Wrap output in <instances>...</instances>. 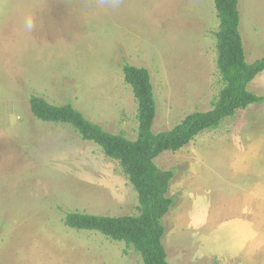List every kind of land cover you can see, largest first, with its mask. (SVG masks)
Returning <instances> with one entry per match:
<instances>
[{
	"label": "rangeland",
	"instance_id": "rangeland-1",
	"mask_svg": "<svg viewBox=\"0 0 264 264\" xmlns=\"http://www.w3.org/2000/svg\"><path fill=\"white\" fill-rule=\"evenodd\" d=\"M239 8L252 62L264 55V0H239ZM219 23L214 0H0V264H144L126 242L64 223L70 210L136 215L138 195L117 160L70 124L38 119L30 98L71 101L134 139L138 103L124 66H145L158 104L153 130L170 129L188 113L210 109L223 86ZM250 88L264 95V71ZM239 160L254 174L233 180ZM155 162L176 172L169 191L175 202L164 219L170 264H250L236 255L244 245L236 229L251 219L207 231L200 219L191 228L185 222L189 209L197 205L201 215L216 192L219 199L251 183L257 259L264 245V103L239 109ZM210 183L214 190L206 193ZM244 216L251 218L250 210Z\"/></svg>",
	"mask_w": 264,
	"mask_h": 264
},
{
	"label": "trees",
	"instance_id": "trees-1",
	"mask_svg": "<svg viewBox=\"0 0 264 264\" xmlns=\"http://www.w3.org/2000/svg\"><path fill=\"white\" fill-rule=\"evenodd\" d=\"M214 2L220 20L216 47L223 86L210 109L192 111L172 128L155 132L158 104L150 70L129 63L124 66V79L132 87L138 103L139 126L134 139L107 130L86 117L71 101L58 105L38 95L30 98L31 110L38 119L70 124L84 140L98 144L108 157L117 160L138 195L136 215L70 210L64 214V223L77 230L96 231L126 242L140 253L144 264H170L164 218L175 202L169 191L176 172L160 168L156 158L165 151L181 150L198 134L219 127L239 109L264 103V95L250 88V83L264 71V55L252 62L247 59L239 0Z\"/></svg>",
	"mask_w": 264,
	"mask_h": 264
},
{
	"label": "crops",
	"instance_id": "crops-1",
	"mask_svg": "<svg viewBox=\"0 0 264 264\" xmlns=\"http://www.w3.org/2000/svg\"><path fill=\"white\" fill-rule=\"evenodd\" d=\"M241 160L235 161L236 166H231V179L238 180L241 176H244L246 174L253 173L254 174V168H250L247 165L241 164ZM229 163H232V160H229ZM205 176V175H204ZM229 176V175H228ZM241 180V179H240ZM239 180V181H240ZM234 185L233 183H231ZM209 189L206 190V193H209L210 191H213L212 184L210 183ZM224 187H221V185L218 186L216 190L220 191L223 190ZM253 190H254V184L251 183L246 189L243 191H238L236 189L232 190V195L225 196L224 194L220 196L218 199L217 192L210 196V199H214V202H210L209 204H205L203 207V212L201 215H199V211L197 209V205L193 206V209H189L190 204L188 205V209L186 211L187 213V219L185 223H188V228H191L196 221V219H200L201 225L204 224V227L202 228L203 231L217 229L223 224L229 223L233 220H250V222L242 223L239 221V224L237 226L236 231L238 232V236L244 240V245L242 248L236 251V255L241 253L243 258H246L247 260H250V264H264V257L262 261V255L264 253V245L261 247L260 251L258 252L257 259L254 260V258L251 260V257H254V233H255V227L254 224V203H253ZM205 193V195H206ZM262 193L258 192V195H261ZM203 195V194H202ZM203 195V196H205ZM258 199H262L263 196H257ZM203 201H206V199L203 198ZM199 201V202H203ZM250 210L251 212V218H244V214ZM208 211V212H207ZM207 214V215H206ZM167 216V215H166ZM165 216V217H166ZM244 216V217H243ZM253 217V218H252ZM165 219V218H164ZM179 225V224H177ZM254 232V233H252ZM257 247L259 248V244H257ZM259 261V263H258ZM249 264V261L247 262Z\"/></svg>",
	"mask_w": 264,
	"mask_h": 264
},
{
	"label": "clouds",
	"instance_id": "clouds-1",
	"mask_svg": "<svg viewBox=\"0 0 264 264\" xmlns=\"http://www.w3.org/2000/svg\"><path fill=\"white\" fill-rule=\"evenodd\" d=\"M26 27H27L28 30H31V28H32L31 20L27 21Z\"/></svg>",
	"mask_w": 264,
	"mask_h": 264
}]
</instances>
